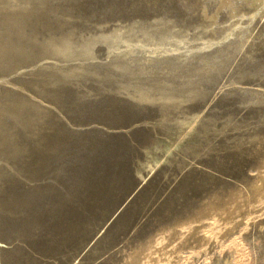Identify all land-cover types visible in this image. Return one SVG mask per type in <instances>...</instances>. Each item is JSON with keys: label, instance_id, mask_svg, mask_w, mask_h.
Returning a JSON list of instances; mask_svg holds the SVG:
<instances>
[{"label": "rangeland", "instance_id": "1", "mask_svg": "<svg viewBox=\"0 0 264 264\" xmlns=\"http://www.w3.org/2000/svg\"><path fill=\"white\" fill-rule=\"evenodd\" d=\"M0 264H264V0H0Z\"/></svg>", "mask_w": 264, "mask_h": 264}]
</instances>
